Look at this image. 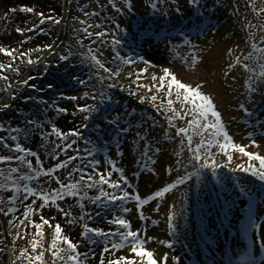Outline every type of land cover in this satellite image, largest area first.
Returning a JSON list of instances; mask_svg holds the SVG:
<instances>
[{
  "label": "rangeland",
  "instance_id": "obj_1",
  "mask_svg": "<svg viewBox=\"0 0 264 264\" xmlns=\"http://www.w3.org/2000/svg\"><path fill=\"white\" fill-rule=\"evenodd\" d=\"M18 6L30 8L21 2L19 5L17 0H0V49L4 50L0 51V64L13 60L7 55L13 40L8 41L2 33L6 29L3 19L9 16L10 21L15 20L12 30L19 29V35L29 40L39 39L43 35L40 29L47 22L56 26L51 36L44 34L46 41L34 43L33 54L20 58L21 62L34 61L32 65L37 67L34 75L40 67L47 68L54 71L57 81L64 83L72 77L76 67L71 63L68 73L60 74L59 61L62 57L71 59L74 50L80 52L78 65L86 63L90 69L88 83L84 79L74 80L81 90L61 96L63 98L57 95L58 104L48 98V101L51 99L49 114L42 117L35 114L38 134L43 136L45 130L44 136L49 138L44 148L40 145L35 148L43 150L41 168L55 170L49 176L39 177L46 184L44 191L51 195L53 190H59L57 179L54 181L55 173L76 172V169L92 171L90 164L107 177L112 171L111 161L122 170L114 173L112 179L124 183L121 179L124 177L130 195L147 202L129 199L117 205L107 201L93 204L90 199L79 201L77 197H65L56 203L50 200L41 207L43 201L36 196L37 201L29 204L44 213L50 222L41 229L28 226L29 217L26 219L23 215L10 223L6 221L5 229L2 220L6 218L0 210V264H74L65 255L74 254L66 243L61 241L56 249L51 247L55 225L60 222L67 237L77 245L76 251L82 252L81 264H101V261L110 264L121 257L134 264H148L149 258L134 253L132 245L113 249V243H122L118 237L97 236L93 238L95 242L85 237L84 225L105 231H126L109 223L117 215L126 219L129 230L140 234L143 251L152 253L155 264H224L228 259L231 264H264V187L257 186L259 182L264 186V179L253 175L252 171H243L249 166L264 171L259 161L250 160L231 148L225 154L220 147L224 143L223 136L216 137L214 129L205 131L203 128L204 123L214 120L211 115L207 121L201 120L199 126L190 128L189 122L199 117L192 113L191 104L181 103L183 90L181 100H177L175 87L169 97L171 76L160 79L167 69L180 82L193 88L199 86L221 114L224 131L232 143L264 157V77L260 75L264 72V52L256 51L264 49V0H36L29 16L26 15L29 12H20ZM40 14L45 20L43 24ZM89 24L92 25L88 29L93 33L91 37L84 32ZM100 31L106 35H95ZM116 40L119 44L114 43ZM250 54L251 58L246 59ZM93 55L111 71L101 68L92 59ZM117 55L122 59H117ZM123 60L132 62L125 64ZM28 69L9 80L3 78L1 70L0 80L10 86L5 90L0 85V114L2 105L12 106L17 100L10 88L26 80ZM161 83L163 90H159ZM250 84L255 91H249ZM108 92L114 97L107 95ZM153 95L157 96L155 102L151 100ZM131 98L138 101L137 108H131ZM169 99L173 101L171 107L180 113L171 123L168 118L173 117L174 112L169 111ZM66 100L72 101L71 106L68 107ZM116 100L119 102L114 114L112 103ZM35 101L39 108L44 107L39 95ZM109 103L112 104L110 109ZM81 107L88 111L81 112ZM57 108L65 111H57ZM73 110H78L85 118L75 129L80 134L66 138L50 135L55 116L73 114ZM101 111L103 116L113 118L101 119ZM140 112L148 116L142 115L140 119ZM185 112L188 115L185 116ZM65 126L57 129L64 134L72 132L64 129ZM181 128L188 131L177 134ZM14 135L19 136L18 132ZM69 143H73V147L65 151ZM201 143L206 147L197 152V145ZM16 144L19 143L13 141L11 145H0L1 169H9L6 166L10 160L5 158L16 160L20 155L12 151ZM55 148L58 150L52 151ZM87 148L99 152L92 153L89 163L86 162L89 159ZM148 149L154 163L149 162L148 170H144L142 161L147 158L143 153ZM71 156L78 159L70 161ZM97 158L101 163L96 168L92 161ZM65 161H68L66 167L56 168ZM17 174L24 175L21 171ZM7 175L3 173L5 179ZM93 175L95 180L99 179ZM18 177L15 179L19 180ZM77 180L78 177L73 182ZM178 180L181 182L177 183ZM60 182H64L62 178ZM165 187L170 190L153 199L154 193ZM105 189L115 191L106 185ZM10 191H1L0 197H17L19 192L10 195ZM92 192L97 195L98 189L88 190V195ZM125 207L129 211L121 212ZM38 232L43 236H38ZM33 241L37 242L35 251ZM246 241L253 248L252 259L240 256ZM106 247L108 252L104 251ZM41 252L42 258L36 260ZM54 252L58 255L54 256ZM60 256L64 258L61 260Z\"/></svg>",
  "mask_w": 264,
  "mask_h": 264
},
{
  "label": "trees",
  "instance_id": "obj_2",
  "mask_svg": "<svg viewBox=\"0 0 264 264\" xmlns=\"http://www.w3.org/2000/svg\"><path fill=\"white\" fill-rule=\"evenodd\" d=\"M18 4H24L29 6L30 8H34L36 6V0H17ZM4 7V4H3ZM22 8L20 6H18V10L21 12ZM40 12V10L38 9L37 12ZM5 12V10H4ZM32 12H29L28 14H26L27 16H29V14H31ZM225 13H227V8L225 6ZM36 14V12H35ZM34 14V15H35ZM9 16H5L3 19V22L6 24V29L5 31H2V33H4L7 36V40L11 42L12 41V45L10 47H12V50H15L13 55L15 57V59H13V57L11 59H13L12 61H4L3 63H1L0 65H3V69H0V73L2 70V74L3 77H7L9 79L13 78L15 75H19L22 73V70L29 68L27 70L26 75L24 76L26 78V80H28V83L26 85H24V80H20L18 81V86L17 87H11L10 90L11 93L15 94V98H17V100L14 101V104L12 106L10 105H2L3 108V112L0 114V137H3L5 144H13V140H11V137L14 135L15 132H18L19 136H16L17 139L14 141H17L19 144H21L23 147H25L27 150H30L32 152L37 153L36 157H31L28 156L27 159L32 161V165H33V169H40L41 168V164L43 165V160H41L43 158V150H38L35 149L36 146L39 147L38 145H40L41 148L45 147V144H48L49 142V138L47 139L46 136H44L46 134L47 131L44 130L45 134L43 136H41L40 134H38V122L36 124V117L35 114L42 117L43 115H48L49 111L51 109V99L48 101V98H52V102L54 104H58V100H57V95L64 96L67 95L68 93H75L78 92L79 90H81L82 88L78 86V82H74L75 78L76 79H84L85 83H88L90 80L86 79L88 74H90V69L87 68V64L83 63L81 65H78L79 62V58H80V52L78 50H74L73 51V56L71 57V59H62L61 61H59V64L61 65L58 68L61 72L60 74L63 73H68V69L71 63L75 65V70L72 73V77L65 80V82L63 83L62 80L57 81V76L54 73V71L52 70H47V68H42L40 67L39 70L37 71V73H40V76H36L35 73V68H37L35 65L29 64L28 61L25 62H21L20 58L24 57L23 59H25L26 57H29L31 54H33V49H34V43H42L44 41L47 40V36H44V34L46 35H50L52 31L56 30V26H54V24L49 25V23L47 22L45 25H43L41 27V32L43 33V35L41 34L39 39L35 40V38H33L32 40L28 37H24L22 35H19V31H13L12 29L15 28V20L10 21L11 18H9ZM64 18V17H63ZM8 19V22H7ZM12 22V23H11ZM49 27V28H48ZM68 28V27H67ZM66 28V29H67ZM12 32V34H11ZM60 34H62V31H60ZM66 36V35H65ZM63 39V38H62ZM53 44V43H52ZM7 48V47H6ZM61 47L58 48V50H60ZM29 52V54H28ZM26 54L21 56V54ZM20 56V57H19ZM50 57L47 56V58ZM91 66V65H90ZM1 75V74H0ZM60 76V75H59ZM58 76V77H59ZM84 78H83V77ZM7 80H5L4 82H7ZM0 85L4 87L5 90H8V87L10 86L9 83H3L0 80ZM49 88V92L47 90V88ZM54 89V90H53ZM84 89L87 91L88 86L86 85L84 87ZM18 95V96H17ZM39 95V99H42L43 103H44V107L39 108L35 99L36 96ZM107 95H111L112 97H114V94L112 92H108ZM63 98V97H61ZM124 98L122 97V99L120 101H122ZM133 98H131L130 101V106L131 108H137L139 106V103L136 99H134L132 101ZM231 101L232 98H229ZM38 101V100H37ZM68 107L71 106L72 101H68L66 100ZM119 101H115V103L113 104V113L115 114V107L116 104ZM111 103H109L108 105V109H110V106L112 105ZM73 114L71 113H67L65 115H56L54 118V123L51 125L55 128H57L58 126H62L63 124H66L64 129H67V131H76V127L79 126L78 122L81 123L82 119L85 120V118L83 116L80 115V112L78 110H73L72 111ZM102 113V118L101 119H111L113 117H105L103 116V111H101ZM113 114V116H114ZM142 115H147L148 113H139V116H141L140 119H142ZM80 116V117H79ZM116 119H120L117 118ZM89 121H92L89 119ZM144 123H146L145 121H143ZM138 123L135 122V125H137ZM150 124V122L148 123ZM83 128V126H82ZM13 129H15V131H13ZM85 136V135H84ZM45 142V143H44ZM52 147V146H51ZM58 149L55 148L52 151L56 152ZM87 156L89 159L86 160L87 163L91 162V158L90 156L92 155V153H98V150H92V148H87L86 152ZM20 155H23V153H20ZM95 160H99V158L95 159ZM95 160L92 161V163H95ZM38 163H39V167H38ZM96 168L98 167V165H95ZM9 169H1L0 168V184L1 185H6V187H0V192L1 191H5V190H11L10 191V195L15 191V187L17 184H19L21 186V191L18 193L17 195V199L13 200L10 197L9 198H1L0 197V210L1 212L5 215L6 221L7 222H11L13 219L17 218L19 215H23L24 213L28 210V206H31V202L37 201L36 196H24V191H23V184L27 183L29 187L35 188L38 191L40 189L45 190V183L41 182V180L38 178H34L31 181H20L15 179L16 177H18L19 175L17 173H10L9 170L11 168H18L21 172H23V174H27V175H32V170L28 169L27 166L25 164L20 163L18 160H10L8 165L6 166ZM64 171V170H63ZM8 173L6 179L3 176V173ZM54 181L59 178H62V180L64 182L61 183H65L70 184L73 182V180L77 179V177H79V173L74 172L73 170H69V171H65L64 173H55L54 174ZM62 176V177H61ZM57 182V181H55ZM58 183V182H57ZM259 183H257V186L259 188L264 187L263 185L260 186ZM4 188V189H3ZM106 190V189H105ZM46 191V190H45ZM91 196H95V194L92 192V194H90ZM90 196V197H91ZM71 197H69L70 199ZM37 204V203H36ZM33 207V206H32ZM67 207V205H66ZM34 208V207H33ZM35 209V208H34ZM107 210V209H106ZM40 215V216H39ZM41 217H43L45 219V215L44 213L40 212L39 210L34 211L29 218L27 219L26 223L28 226H31L32 228H36L34 225L35 224H39L41 221ZM36 218V221L34 222L33 219ZM73 221V220H71ZM42 222V221H41ZM59 225L61 224L58 223ZM227 226V223H225ZM56 226V225H55ZM61 226V225H60ZM43 228V227H42ZM62 228V233H61V240H59L57 243H61L62 238L63 237H67V231H65L63 229V226H61ZM66 232V234H65ZM54 239H56L55 237V233L53 235ZM247 249L248 246L246 245ZM78 248V247H77ZM85 250V249H82ZM245 250V247L242 248L240 251L243 252ZM79 253V259L82 258V252L76 251ZM66 256H69V254H65ZM212 257V256H211ZM213 257H216L213 255ZM212 257V261L214 260V258ZM224 264H230V261L228 262L227 260L224 261Z\"/></svg>",
  "mask_w": 264,
  "mask_h": 264
},
{
  "label": "snow or ice",
  "instance_id": "obj_3",
  "mask_svg": "<svg viewBox=\"0 0 264 264\" xmlns=\"http://www.w3.org/2000/svg\"><path fill=\"white\" fill-rule=\"evenodd\" d=\"M198 2V0H197ZM22 11L25 12H33L32 8H23L21 9ZM42 16V19L40 21L41 24H43L45 22V20L43 19V14H40ZM55 23H60L59 20H55ZM81 23H84L83 21H81ZM92 27V25H88L86 28H84V32L87 34L88 37H91L93 35V33L89 32L88 29ZM96 27H100L99 25H96ZM33 29H29V31H32ZM18 31H20L18 29ZM95 35H97L98 37H103L104 35H106L105 32L100 31L97 32ZM114 43L119 44V40L114 41ZM253 47L255 48L256 46L253 45ZM0 51H4L3 49H0ZM15 50L12 51H8L7 55L13 57V59H15L13 53ZM89 52L92 51V49H88ZM256 51L258 52H264V49H259L257 48ZM26 55V54H21V56ZM117 59H122L121 57H119V55H117L116 57ZM251 58V54L249 55V57H246V59ZM62 59H67V57H62ZM92 59L96 61V63L101 67L104 68L106 72H110V69L105 68L104 64L100 62V60H98L96 58L95 55L92 56ZM125 64L131 63L132 61L130 60H123L122 61ZM239 62V61H238ZM29 64H33L34 61L29 59L28 60ZM245 67L247 68L248 66L245 65ZM0 69H3V65H0ZM249 71H251V69L249 68ZM115 75H118V73H115ZM262 77H264V72H262L260 74ZM171 76V80L170 83L168 85V92L167 95L169 97L172 96V88L175 87L176 89V97L177 100H181V90H183V97L181 100V103H188L192 105V113L194 114V116H198L199 119H193L192 121L189 122V127L191 128L193 125L195 126H199L200 125V121L204 120L207 121L209 115H211V117L214 118V120L211 123H204L203 128L205 131H207L208 129H214V133L213 135L216 137L219 136H223L224 139V143L220 145L221 150L225 151V154H227V149L231 148L232 150H238L240 153H242L244 156L249 157L250 160H257L260 163V169L264 170V157L248 152L246 151L245 147L243 146H239L236 145L234 143H232L231 141V137L228 135V133L226 131H224V125L221 122V114L216 111L215 105L213 104L212 99L208 96L202 93V91L200 90V87H196L193 88L190 85H186L182 82H180L174 75H171L169 73V71L167 69H165V73L163 77H160L161 81H163L166 77ZM4 79H7V77H3ZM156 77H153V80H155ZM25 84L28 83V80L24 81ZM164 85L163 83H161V85L159 86V90H163ZM150 90V89H149ZM249 91H255V88L253 85H249ZM71 99H77V97H72ZM151 100L153 102H155L157 100V96L153 95L151 96ZM168 106H169V111H173L174 112V116L173 117H169V123L172 122L173 119H175L176 117L180 116L179 112H175V110L171 107L173 104V101L171 99H169L167 101ZM241 108H244V105H241ZM57 111H65V109L62 108H57ZM81 112H87L88 108L86 107H81L80 108ZM188 115L187 112H185V116ZM13 131H15V129H13ZM188 130L181 128L178 130L177 134L180 133H186ZM80 133L77 131H72L70 133L64 134L62 133L60 130H58L57 128L53 127L51 129V133L50 135H55L57 137H61V138H66L67 135L70 136H77ZM17 137L15 135H13L11 137V140H16ZM141 139H143V137H141ZM189 142H191V137H188ZM73 143H75V141H73ZM73 143H69L67 145V148L64 149L65 151L68 149H71L73 147ZM0 145L2 146H7L4 142L3 137H0ZM211 145V142H209V145ZM202 147H206L203 143H201L200 145H197L196 151L199 152L200 149ZM12 151L16 152V153H23V155H19L16 156L15 159L18 160L20 163L25 164L27 166L28 169L32 170V175H20L18 177V179L20 181H31L34 178H39L41 176H49L51 175L55 170L54 169H33V165H32V161L27 159L28 156L31 157H36L37 153L32 152L30 150H27L25 147H23L21 144H16L15 148L12 149ZM150 149L145 150V152L143 153L144 157H146L147 159L142 161L143 165H144V170H148V163L149 162H153L152 157L150 155ZM6 160H12L13 157H7L5 158ZM78 159V157L76 156H71L69 157L70 161H74ZM229 161L232 159V157L229 155L228 156ZM101 162L99 160L95 161V165H99ZM112 166V171H110L107 174V177L105 176V174L102 171H96L94 165H89V168L92 169V171H86L84 169H76V172L79 173V177L78 180L76 182L70 183V184H63L59 181V178H57V182L60 185L59 190H53L51 195H49L47 192H45L43 189H40L39 191L35 188L29 187L27 183L23 184V191H24V196H37L39 199H41L43 201V204L41 205V207L46 206L49 201L51 200L52 203H56L57 200L63 199L65 197H77L79 201H83L86 199H90L91 202L93 204H97L101 201H107L110 204L113 205H117L118 202H123L129 199H136L138 201H140V198L138 196L134 197L132 195H130L129 191L127 190L128 185H127V181L124 177H121L122 180H124V183H121L119 181H114L112 179V176L114 173H119L122 170L119 169L115 163H112L111 161L109 162ZM68 164V161H65L63 163H58L56 165V168H63L66 167ZM203 166V165H202ZM20 170L18 168H11L9 170L10 173H18ZM243 171L248 172V171H252L253 175H259V177L261 179H264V171H258L257 169L249 166L247 168H243ZM99 176L98 180L94 179V175ZM181 181H177V183H180ZM107 186V188L109 189H113L115 191H106L104 190V186ZM175 185H173L172 187H174ZM0 187H6V185H0ZM91 189H98V194L95 196H89L88 195V190ZM170 190L169 187H165L163 190L161 191H157L156 193H154L153 199L157 198V197H162L165 192H168ZM15 191L16 192H20L21 191V186L19 184L16 185L15 187ZM17 199V197H13V200ZM141 203H146L147 201H140ZM84 205L81 204V207H83ZM34 211H36V209H34L32 206H28V210L24 213L25 218L27 219ZM61 211H63L61 209ZM121 212H127L129 211L128 208H122L120 209ZM65 215H68V213H65ZM84 216L80 217V220H83ZM41 221L42 223L40 224H35L34 226L37 229H41L45 224H50V222L47 219H44L43 217H41ZM70 223H72L73 221H69ZM109 223H112L114 225H117L119 228L121 229H125L126 231H105L102 229H96L93 227H90L89 225H84V235L86 238L93 240L94 241V237L97 236H103V237H109V236H115L118 237L122 243L120 244H116L113 243L112 244V248L113 249H120L122 247L128 246V245H132V251L134 253H136L139 256H147L149 258L148 260V264H155V261L152 260V253L151 252H144L143 251V243L144 241L140 239V234L133 232L130 229V225L128 224V222L126 221L125 218H123L120 215L114 216L113 219L111 221H109ZM61 233H62V228L59 224H57L55 226V237L56 239H53L52 243H51V247L52 249H56L57 248V242L59 240H61ZM38 236H43L42 232H38L37 233ZM63 242L67 244L68 246V250L71 251L72 253H74L73 255L68 256V260L73 261L74 264H81V261L79 259V253L76 252L77 249V245L75 243H73L68 237H63L62 238ZM37 247V242L33 241L32 244V249L33 251L36 250ZM61 251H63V249H61ZM105 252H108L109 249L106 247L104 249ZM54 256H57L58 253L54 252L53 253ZM43 256V253L41 252L39 256L36 257V260H40ZM63 256H60L59 259H63ZM134 264V262L131 261H127L124 257H121L119 259L116 260H112L110 261V264ZM101 264H104L103 261H101Z\"/></svg>",
  "mask_w": 264,
  "mask_h": 264
},
{
  "label": "clouds",
  "instance_id": "obj_4",
  "mask_svg": "<svg viewBox=\"0 0 264 264\" xmlns=\"http://www.w3.org/2000/svg\"><path fill=\"white\" fill-rule=\"evenodd\" d=\"M2 223H3V225H4V228L6 229V226H7V222H6V220H2Z\"/></svg>",
  "mask_w": 264,
  "mask_h": 264
},
{
  "label": "bare ground",
  "instance_id": "obj_5",
  "mask_svg": "<svg viewBox=\"0 0 264 264\" xmlns=\"http://www.w3.org/2000/svg\"><path fill=\"white\" fill-rule=\"evenodd\" d=\"M248 242V241H247Z\"/></svg>",
  "mask_w": 264,
  "mask_h": 264
}]
</instances>
